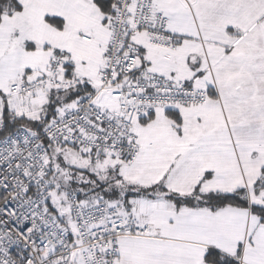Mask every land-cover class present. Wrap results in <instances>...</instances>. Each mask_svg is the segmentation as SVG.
Here are the masks:
<instances>
[{
	"label": "snow or ice",
	"instance_id": "6c2138e0",
	"mask_svg": "<svg viewBox=\"0 0 264 264\" xmlns=\"http://www.w3.org/2000/svg\"><path fill=\"white\" fill-rule=\"evenodd\" d=\"M0 264H264V0H0Z\"/></svg>",
	"mask_w": 264,
	"mask_h": 264
}]
</instances>
